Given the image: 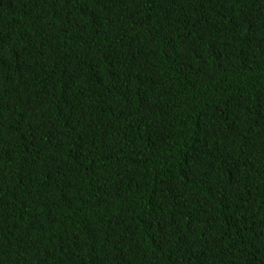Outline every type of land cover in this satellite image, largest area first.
<instances>
[{"label": "trees", "instance_id": "1", "mask_svg": "<svg viewBox=\"0 0 264 264\" xmlns=\"http://www.w3.org/2000/svg\"><path fill=\"white\" fill-rule=\"evenodd\" d=\"M0 264H264V0H0Z\"/></svg>", "mask_w": 264, "mask_h": 264}]
</instances>
